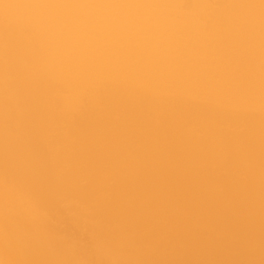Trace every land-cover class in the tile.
Instances as JSON below:
<instances>
[{"label":"bare ground","instance_id":"6f19581e","mask_svg":"<svg viewBox=\"0 0 264 264\" xmlns=\"http://www.w3.org/2000/svg\"><path fill=\"white\" fill-rule=\"evenodd\" d=\"M123 261L264 264V0H0V264Z\"/></svg>","mask_w":264,"mask_h":264},{"label":"rangeland","instance_id":"374dc122","mask_svg":"<svg viewBox=\"0 0 264 264\" xmlns=\"http://www.w3.org/2000/svg\"><path fill=\"white\" fill-rule=\"evenodd\" d=\"M200 215H195V217L194 218H197V217H199ZM124 262H126V261H123L122 263H120V264H123Z\"/></svg>","mask_w":264,"mask_h":264}]
</instances>
